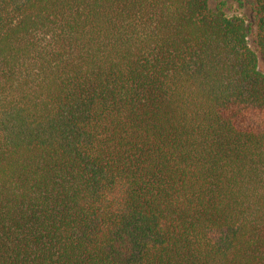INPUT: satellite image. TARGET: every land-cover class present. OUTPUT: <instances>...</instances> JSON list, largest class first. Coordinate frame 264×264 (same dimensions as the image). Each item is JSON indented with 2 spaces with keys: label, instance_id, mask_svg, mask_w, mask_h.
I'll return each mask as SVG.
<instances>
[{
  "label": "trees",
  "instance_id": "16d2710c",
  "mask_svg": "<svg viewBox=\"0 0 264 264\" xmlns=\"http://www.w3.org/2000/svg\"><path fill=\"white\" fill-rule=\"evenodd\" d=\"M230 1L0 0V264H264V0Z\"/></svg>",
  "mask_w": 264,
  "mask_h": 264
},
{
  "label": "rangeland",
  "instance_id": "374dc122",
  "mask_svg": "<svg viewBox=\"0 0 264 264\" xmlns=\"http://www.w3.org/2000/svg\"><path fill=\"white\" fill-rule=\"evenodd\" d=\"M210 8L215 10L217 7L222 9V11L229 17H242L248 22L253 23L252 12L246 7H240L235 2L230 0H208ZM250 43L253 45V39L250 38ZM253 48L255 46H252Z\"/></svg>",
  "mask_w": 264,
  "mask_h": 264
}]
</instances>
